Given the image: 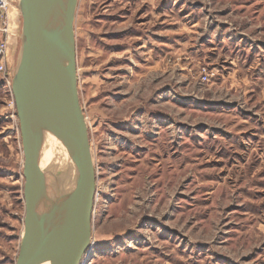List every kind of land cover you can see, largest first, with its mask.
I'll return each mask as SVG.
<instances>
[{
	"label": "rangeland",
	"instance_id": "rangeland-1",
	"mask_svg": "<svg viewBox=\"0 0 264 264\" xmlns=\"http://www.w3.org/2000/svg\"><path fill=\"white\" fill-rule=\"evenodd\" d=\"M75 36L86 263L264 264V0H79ZM23 165L0 74V264L19 253Z\"/></svg>",
	"mask_w": 264,
	"mask_h": 264
},
{
	"label": "water",
	"instance_id": "water-1",
	"mask_svg": "<svg viewBox=\"0 0 264 264\" xmlns=\"http://www.w3.org/2000/svg\"><path fill=\"white\" fill-rule=\"evenodd\" d=\"M79 0H18L20 48L12 81L23 165L24 231L15 264H81L93 235L97 172L78 88ZM78 174L66 226V180Z\"/></svg>",
	"mask_w": 264,
	"mask_h": 264
},
{
	"label": "built area",
	"instance_id": "built-area-1",
	"mask_svg": "<svg viewBox=\"0 0 264 264\" xmlns=\"http://www.w3.org/2000/svg\"><path fill=\"white\" fill-rule=\"evenodd\" d=\"M12 12H16L20 18L18 0H0V74L9 86L12 107H15L12 81L15 69V53L20 47L22 27L13 20ZM204 78L208 80V75Z\"/></svg>",
	"mask_w": 264,
	"mask_h": 264
},
{
	"label": "bare ground",
	"instance_id": "bare-ground-1",
	"mask_svg": "<svg viewBox=\"0 0 264 264\" xmlns=\"http://www.w3.org/2000/svg\"><path fill=\"white\" fill-rule=\"evenodd\" d=\"M19 13H20V11H19ZM20 16H21V13H20ZM94 165H95V163H94ZM77 187H78V174H75V175L70 176L66 180V183H65L64 194H63V199H62V209H63L65 220H63L60 224H58V226L56 228L57 232L61 228H63L64 226H66L68 224L69 215L71 214L72 209L74 207V203H75ZM94 209H95V206H94ZM92 240H93V235H92ZM91 245H92V241H91ZM91 245H90V247H91ZM89 250H90V248H89ZM86 260H87L86 256H84V259H83L81 264H87ZM60 264H64V263L61 262Z\"/></svg>",
	"mask_w": 264,
	"mask_h": 264
}]
</instances>
